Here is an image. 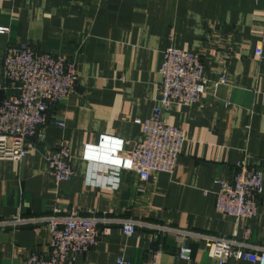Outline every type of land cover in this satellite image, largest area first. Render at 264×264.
I'll return each instance as SVG.
<instances>
[{"label": "crops", "instance_id": "obj_1", "mask_svg": "<svg viewBox=\"0 0 264 264\" xmlns=\"http://www.w3.org/2000/svg\"><path fill=\"white\" fill-rule=\"evenodd\" d=\"M19 44L65 55L78 80L75 92L51 108L38 132L42 141L33 139L25 159L0 160V224L74 210L211 237L247 233L244 241L264 247V0H0V80L8 47ZM169 47L199 54L208 81L224 79L198 103L175 104L163 114L185 139L174 172L140 182L135 172L121 171L117 188L102 186V179L97 187L87 185L84 149L101 150L107 139L123 141L118 156L131 151L156 104L162 53ZM7 94L0 90V101ZM60 147L68 149L75 175L57 185L46 156ZM240 162L261 171L263 190L256 216L236 220L217 213L215 182L231 181ZM106 229L74 264H115L118 258L215 264L202 240L156 238L145 227L125 238L118 223ZM47 241L43 223L0 225V264L46 254ZM180 247L191 250L189 259L180 257Z\"/></svg>", "mask_w": 264, "mask_h": 264}, {"label": "built area", "instance_id": "obj_2", "mask_svg": "<svg viewBox=\"0 0 264 264\" xmlns=\"http://www.w3.org/2000/svg\"><path fill=\"white\" fill-rule=\"evenodd\" d=\"M162 55L159 94L150 115L143 122L139 138L124 157L118 156L122 152L123 141L107 142L105 139V145L109 143V147L101 141V150L99 147H86L82 158L89 166L87 185L97 187L102 179V186L117 188L121 171L135 172L140 182L148 181L151 175L174 172L185 139L179 129L164 122L163 114L175 104L189 107L198 103L209 88L224 84V79L220 77L212 82L205 79L199 54L169 47ZM255 55H262L260 48L255 49ZM77 80L74 61L61 53L39 52L26 44L8 47L0 80V90L10 92L0 101V160L21 162L25 159L26 149L33 139L42 141L38 132L47 124L49 111L75 92ZM53 125L63 126L55 122ZM71 159L65 147L46 156L50 174L57 185L74 177ZM215 184L218 186L215 192L217 213L236 220L256 216L257 201L263 190L260 170L240 162L236 164L231 181H216ZM38 223L46 225L48 252H32L18 264H74L78 255L91 251L98 244L107 226L113 223L121 224L125 238L130 237L136 228L145 227L156 238L173 235L180 242L202 240L215 264H227L231 259L264 264V247L244 241L247 233L243 238L236 234L231 239L211 237L163 225L115 221L95 212L81 216L74 210L65 214L55 211L43 218L17 217L0 225L15 227ZM190 254L189 248L180 247V257L189 259ZM115 264L131 263L118 258Z\"/></svg>", "mask_w": 264, "mask_h": 264}, {"label": "bare ground", "instance_id": "obj_3", "mask_svg": "<svg viewBox=\"0 0 264 264\" xmlns=\"http://www.w3.org/2000/svg\"><path fill=\"white\" fill-rule=\"evenodd\" d=\"M105 148V147H104ZM101 149H102V147H101Z\"/></svg>", "mask_w": 264, "mask_h": 264}]
</instances>
